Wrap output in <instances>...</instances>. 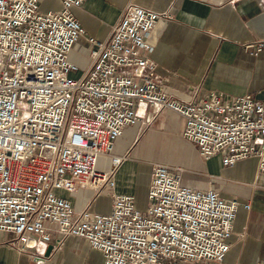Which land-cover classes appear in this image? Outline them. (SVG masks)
Returning a JSON list of instances; mask_svg holds the SVG:
<instances>
[{"label": "built area", "instance_id": "obj_1", "mask_svg": "<svg viewBox=\"0 0 264 264\" xmlns=\"http://www.w3.org/2000/svg\"><path fill=\"white\" fill-rule=\"evenodd\" d=\"M84 1L59 0L58 9L42 12L40 0H0V232L20 252L34 237L76 235L98 264L221 263L237 211L249 204L183 185L179 167L154 162L142 211L133 194L114 191L126 157L112 149L126 127L148 125L147 108L167 109L183 118L182 137L204 158L233 165L255 157L254 186L264 190V102L250 92L173 98L148 41L170 15L129 4L100 41L83 38L71 13ZM78 188L95 196L110 190L109 213L57 193Z\"/></svg>", "mask_w": 264, "mask_h": 264}, {"label": "crops", "instance_id": "obj_2", "mask_svg": "<svg viewBox=\"0 0 264 264\" xmlns=\"http://www.w3.org/2000/svg\"><path fill=\"white\" fill-rule=\"evenodd\" d=\"M129 4L170 15L157 22L148 38L156 74L168 95L182 102H197L212 91L226 97L250 92L264 102V0H85L71 13L84 30L83 38L101 41ZM260 42L261 50L249 54ZM141 119L148 124L145 129L140 123L126 127L114 142L112 154L126 157L115 172L114 191L134 195L140 183L149 185L154 162L177 166L183 185L211 188L222 198L249 204L237 211L229 249L221 263L183 264H256L264 260V190L254 186L257 159L224 165L219 155L204 158L196 144L182 137L184 120L173 111L156 114L147 108ZM142 140L144 150L154 157L150 165L142 162L147 154L136 151ZM72 202L90 212L110 211L97 210L101 204L98 196L82 188L73 193ZM51 236L49 242L34 237L20 252L8 245L13 236L0 232V262L98 264V256L84 238Z\"/></svg>", "mask_w": 264, "mask_h": 264}, {"label": "rangeland", "instance_id": "obj_3", "mask_svg": "<svg viewBox=\"0 0 264 264\" xmlns=\"http://www.w3.org/2000/svg\"><path fill=\"white\" fill-rule=\"evenodd\" d=\"M59 7H60L59 0H40V2H39V11H42V12H45V11H48V10L58 9ZM76 46H78V45H76ZM77 53H78L77 55L79 57H81V52L78 51ZM146 127L147 126L142 127V130L145 129ZM144 147H145V141L142 140L139 143V145L137 146L136 151H140L142 154H147L145 160H142V162L147 163V164L150 165V163H153L152 159L154 157L152 158V156H150L144 150ZM147 190H148V184H147V182L144 181V182L139 184V186L137 187L136 192L134 194L135 206L138 209L142 210V211H144L146 209L147 204H148ZM57 193L72 201L73 193L72 194H67V193H65L62 190H58ZM98 198H99V201L101 202V204H100L101 206L99 205L97 210H99V211H102V210L108 211V210H110V205H111V201H112V195H111L110 190H108V189L104 190L103 192H101L98 195Z\"/></svg>", "mask_w": 264, "mask_h": 264}, {"label": "water", "instance_id": "obj_4", "mask_svg": "<svg viewBox=\"0 0 264 264\" xmlns=\"http://www.w3.org/2000/svg\"><path fill=\"white\" fill-rule=\"evenodd\" d=\"M51 247H52V246H51V245H49V246H48V248H47V251H50Z\"/></svg>", "mask_w": 264, "mask_h": 264}]
</instances>
